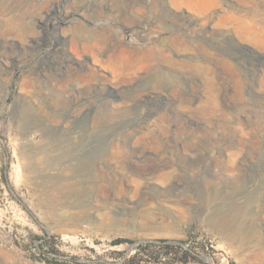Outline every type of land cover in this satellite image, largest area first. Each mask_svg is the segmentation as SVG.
<instances>
[{
	"label": "rangeland",
	"instance_id": "1",
	"mask_svg": "<svg viewBox=\"0 0 264 264\" xmlns=\"http://www.w3.org/2000/svg\"><path fill=\"white\" fill-rule=\"evenodd\" d=\"M131 257L264 264V0H0V264Z\"/></svg>",
	"mask_w": 264,
	"mask_h": 264
},
{
	"label": "trees",
	"instance_id": "2",
	"mask_svg": "<svg viewBox=\"0 0 264 264\" xmlns=\"http://www.w3.org/2000/svg\"><path fill=\"white\" fill-rule=\"evenodd\" d=\"M124 242H130V239L118 238L113 241L114 244L124 243ZM155 248L157 249L156 251L159 254L162 253L164 255L165 254L170 255L173 252H177V251L180 252L183 249L180 243H174L166 239H161V240H158L157 242H149V243H146L145 245L144 244L140 245L139 252L143 253V255H146L151 250H154ZM187 254H188V251L185 249V251L181 254L180 259L183 261H186L188 259ZM132 262H134V257L127 258L124 261L125 264H131ZM138 264H142V263H138Z\"/></svg>",
	"mask_w": 264,
	"mask_h": 264
}]
</instances>
